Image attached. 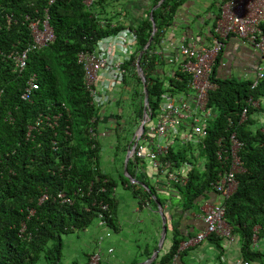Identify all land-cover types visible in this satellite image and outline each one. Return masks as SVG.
Listing matches in <instances>:
<instances>
[{
  "label": "trees",
  "instance_id": "16d2710c",
  "mask_svg": "<svg viewBox=\"0 0 264 264\" xmlns=\"http://www.w3.org/2000/svg\"><path fill=\"white\" fill-rule=\"evenodd\" d=\"M180 1L155 0V8L145 12L135 26L126 27L133 36L135 50L124 62L126 74L122 75L120 83L126 84L132 79L140 90L133 96L137 98L132 113L134 121L131 125L125 118L120 122L116 115L110 121L112 130L107 135L112 133L119 138L121 132L128 131L129 136L140 124L142 82L131 65L138 53H141L138 66L147 93L145 113L152 116L162 95L186 92L187 77L178 70L165 80L156 74L161 57L154 53ZM104 2L96 0L85 7L81 0H53L51 4H47L48 0H0V52L7 55L12 50H24L29 43L24 17L41 18L44 10L54 36L48 46L27 52L25 67L20 72L14 70L10 59L0 57V264H37L40 260L44 264H60L62 236L91 225L99 202L107 205L106 226L113 230L116 227L115 181L102 171L100 164L101 106L85 91L82 70L76 63L79 51H92L101 40L125 28L96 15L93 6L99 7ZM6 17L11 20L8 26ZM259 29L264 35V21ZM152 31L151 41L145 47ZM220 54L211 68L210 79L216 87L208 93L207 105L214 113L205 126L206 135L200 141L202 149L196 146V155L190 145L176 146L164 156L163 161L186 172L187 181L183 186L172 187L177 194L176 202L170 197L166 200L171 202L169 214H162L165 222H170L169 246L149 264H169L174 255L183 256L185 250L176 253L178 245L192 235L186 232L188 228L180 231L181 216L193 208L197 199L206 198L210 193L221 199L214 204L223 206V219L238 243L240 260L247 264H264V253L252 244L253 236L256 241L264 239V127L251 128L256 123L251 114L260 107L248 104L249 98L256 102L264 98V71L263 78L253 89H250L251 79L216 78L214 70ZM31 75L35 76L37 88L23 101L20 95ZM243 108H246V117L238 123V114ZM36 120L41 121L38 127L27 134V128ZM89 128L95 133L94 137L89 135ZM231 131L242 143L238 156L244 171L235 175L236 188L223 199L211 188L221 166L214 152L216 142L220 138L226 141ZM128 147L129 139L122 146L125 155ZM137 162L129 157L122 163L118 180L139 207L144 202L161 207L165 202L156 198L152 184L143 179L145 176L142 178L144 174H138ZM129 179L138 185H131ZM58 193L69 198L70 203H62L56 196ZM43 195L46 198L39 202ZM172 207L178 209V214H172ZM207 240L218 248V243L224 241L214 234Z\"/></svg>",
  "mask_w": 264,
  "mask_h": 264
},
{
  "label": "built area",
  "instance_id": "2783aa9c",
  "mask_svg": "<svg viewBox=\"0 0 264 264\" xmlns=\"http://www.w3.org/2000/svg\"><path fill=\"white\" fill-rule=\"evenodd\" d=\"M53 0H48L51 4ZM96 0H81L85 7H90ZM10 18L6 17L7 26L10 24ZM26 30L28 31L29 43L22 51L12 50L6 54L0 52V57H6L13 62L14 70L20 72L25 67L27 52L38 50L52 43L54 36L46 10L43 11L41 18L28 16L24 17ZM264 21V0H226L219 5L217 18L212 25V43L208 47H196L187 45L183 42L170 44L176 50V54L181 58L178 71L186 75V92L171 96L164 94L160 103L156 107V121L153 127L144 131V125L151 119V115L144 113L140 124L142 130H136L130 136L129 147L126 154L137 161H148L153 169L152 187L155 190L168 191L170 187L183 186L187 181L186 172L172 167V163L163 161L169 149L173 147L184 148L190 145L193 152L198 154L196 146H200V141L206 135L205 126L213 117V109L207 105L208 93L216 87L211 81V68L217 57L222 51L224 41L229 37L239 38L256 48L261 58L264 57V35L259 29V25ZM161 55V52H154ZM76 63L81 67L83 74V85L88 96L93 102L101 104L102 99L96 88L98 76L102 72H108L111 75V82H120L122 75L126 74L123 65L124 62L119 59H113L108 54L101 53L96 47L92 51L82 50L76 54ZM136 60L132 66L136 68ZM263 78V71L258 70L254 79L251 81L250 89L256 87L257 83ZM37 88L35 76L31 75L20 99L27 101L30 92ZM101 100V101H100ZM248 104L257 107V102L248 99ZM246 108H243L238 114V123L245 120ZM40 120H36L32 126L27 128L29 131L38 127ZM139 124V125H140ZM138 125V126H139ZM88 133L91 137L95 133L89 128ZM224 138L217 142V149L214 152L215 157L221 163L220 172L216 179L211 183L212 191L221 198L226 199L236 188L235 175L244 171L239 159L238 152L242 146L234 131L229 132ZM200 149L201 146H200ZM198 161V160H197ZM143 178V176H142ZM105 182V180H103ZM131 185H138L134 180L129 179ZM102 189H99V192ZM57 198L62 203H70L69 198L63 197L58 193ZM46 196H42L45 199ZM147 202L143 205L146 206ZM98 212L96 215L97 225L105 228L106 226L104 212L107 211V205L101 202L97 203ZM197 218L202 223V229L191 237L182 241L177 248L181 252L190 247L196 246L207 239L209 235H216L223 239L227 245L233 242L230 228L225 224L223 215L224 209L220 204H209L201 207ZM107 235V233H106ZM102 237H97L96 243L99 245ZM256 242L252 237V244ZM110 247L106 248V253H111ZM101 252L95 251L88 255L84 264H99ZM169 264H178L177 255H174ZM234 264H247L240 258L234 259Z\"/></svg>",
  "mask_w": 264,
  "mask_h": 264
},
{
  "label": "crops",
  "instance_id": "0c3cea01",
  "mask_svg": "<svg viewBox=\"0 0 264 264\" xmlns=\"http://www.w3.org/2000/svg\"><path fill=\"white\" fill-rule=\"evenodd\" d=\"M154 1L105 0L99 6L100 8L93 6L99 18L109 20L111 24H122L125 27L115 36L101 40L98 45L99 51L108 54L113 59H119L123 62L128 61L129 57L134 53L135 45L133 36H131L126 27L128 25L135 26L144 17L145 12L150 11L151 8H155L156 6H153ZM181 1L172 16L170 26L163 32L155 48L156 52L162 53L161 55L157 54L161 57V63L156 68V74L164 80L174 75L181 61V58L176 54V50L170 44H176L181 41L187 45L208 47L212 43V25L215 17L218 15L219 5L226 0ZM240 48L241 45L233 42L228 44L226 52L221 51L214 70L216 78L223 79L227 78L229 74H235V78L232 76L230 78L236 80L245 79L244 76L247 73L246 67L243 65L242 60H236V57L241 59L239 55ZM111 79V75L108 72H102L99 74L96 83V88L102 99L101 104H99L102 112L98 130L101 134L112 130L110 121H113L116 115L119 116L120 122L126 119L127 123L131 125L133 108L136 107L137 102V98L133 96L140 90L137 84H133L134 80L132 79H128L126 84L118 82L114 85ZM105 163H109L107 159ZM110 168L114 170L116 175L118 174V163L114 162ZM120 168L122 169V166ZM101 169L107 173L105 169ZM120 186L121 190L119 193L115 191V187L113 188V196L116 200L115 229L109 228V231H106L105 228L97 225L96 221H94L82 231L62 236L60 264H84L88 255L98 250L101 252L99 264H149L167 251L170 242V222L167 220L165 222L167 230L159 247H157L161 233L159 212L161 210L164 215L169 214L167 210L171 202L166 201L160 207L161 209L159 206H151L150 203L139 207L135 198L125 188V185L120 183ZM166 193L168 197L177 199L174 188L170 187ZM171 212L174 215L178 214L179 211L175 207H172ZM131 215H141L139 216L140 219H147L148 217V219H153V215H157L158 217L160 228L152 226L146 239L147 242H143V245L137 244L139 239L134 243V234H137L136 237L140 234L141 227L143 226L142 221L136 219V217L133 218ZM197 215L198 212L195 218H197ZM129 216H131L130 219ZM183 219L182 215L179 222L180 231L188 228L187 224L183 227L181 226ZM197 231H199L198 228H195L191 232V235H194ZM186 232L189 231L187 230ZM99 236L102 237V240L98 245L96 240ZM218 244L220 248L206 239L202 243L185 250L182 257H177V263L234 264V259L239 258L237 241L233 239L230 245H227L225 241H220ZM108 247L112 249L111 253H106V248ZM153 255H155L154 258Z\"/></svg>",
  "mask_w": 264,
  "mask_h": 264
},
{
  "label": "rangeland",
  "instance_id": "374dc122",
  "mask_svg": "<svg viewBox=\"0 0 264 264\" xmlns=\"http://www.w3.org/2000/svg\"><path fill=\"white\" fill-rule=\"evenodd\" d=\"M233 42H235L237 45H241V48L239 49V55H240L241 59L236 57V60H242L243 65L246 67L247 73L244 76V78L253 80L259 69L264 71V59L261 58L260 53L256 48L251 46L249 43H247V42H245L239 38H236V37L227 38L224 41V45L222 46V51L226 52V48H227L228 44L233 43ZM231 60H233V59H231ZM164 66H166V65L164 64ZM229 66H231V64H229ZM227 76H228L227 78H230V76H232L233 78L236 77L235 74H233V75L229 74ZM257 104L259 105L260 110H257L256 112H253L251 114V118L256 119L255 125L253 124L251 126L252 129L259 128L260 126L264 127V98L260 97L257 100ZM156 115H157V112L155 110L152 113V117H151L150 121L145 123L144 131H147V129L149 127L154 126L155 121H156ZM119 124L121 126H123V123H119ZM100 130H102V129H100ZM127 132H121L119 135V138H115V136H113L112 133L107 135L106 132L102 133L101 136L98 137L99 143L101 145V152H100L101 153V159H100L101 168L105 169L107 171V173L115 181V185H116L115 191L117 193H119L121 190L120 181L118 180L117 175L114 173V170L111 169L110 167L113 166L114 162L116 164L118 163L119 169H118L117 173H122V169L120 168V166L124 162V157H125V153L122 151V146L125 145V143L128 141V139H130V136H131V135L128 136ZM106 159L108 160L109 165L106 163L104 164ZM137 169H139V170H137L138 174L139 175H141V173L144 174L143 177L144 176L145 177L143 179L147 183H149L150 185L151 184L153 185L152 180H150L152 173H153V169L150 166V164L148 163V161H146V160L138 161L137 162ZM155 191H156L155 196L160 202L164 203V202H166L167 198H169L167 196V193L164 192L163 190L158 189ZM216 197H217L216 195H214L213 193H210V194H208V196L206 198L197 199L193 205V208L183 214L184 219L181 222V226L183 227L185 224H187V226H188L187 230L189 232H192L195 228L196 229L198 228V230L202 229V223L198 218H195V215L197 214L198 209H200L201 207H203L205 205L214 204L215 202L220 203L221 199L218 197L216 198ZM172 200H173L172 202H176V200H174L173 198H172ZM152 205H154V204L152 203ZM134 215H131V216L133 218L136 217V219H140L139 216H141V215H136V216H134ZM131 216H129V219L131 218ZM148 218L147 219L146 218L140 219V221H142L143 226L141 227L140 234L137 237H136L137 234H134V240H135L134 243H136V240L139 239V241H137V244L143 245L144 244L143 242H147L146 239H147V236L149 234V231L151 230V227L152 226H158L160 228V226H159L160 223H159L157 215H153V219H148ZM125 220H128V219H125ZM76 243H77V241H76ZM254 247H256L259 251L263 252L264 251V239L257 240L255 242ZM37 264H44V262L42 260H40ZM228 264H231V263H228Z\"/></svg>",
  "mask_w": 264,
  "mask_h": 264
},
{
  "label": "water",
  "instance_id": "95a60500",
  "mask_svg": "<svg viewBox=\"0 0 264 264\" xmlns=\"http://www.w3.org/2000/svg\"><path fill=\"white\" fill-rule=\"evenodd\" d=\"M149 18H150V13H149ZM151 26H152V30H154V25H153V22H151ZM152 33L153 31L151 32L150 36L148 37V40L146 42V45L145 47L150 43L151 41V36H152ZM144 47V48H145ZM140 55L141 53H138L137 57H136V72H137V75L139 76L140 78V81L142 82V93H143V114L145 113V108H146V101H147V93H146V90H145V85L143 84V81H144V77H143V74L138 66V61H139V58H140ZM140 130H142V125L140 124L137 128V132H139ZM129 158V154H126L125 155V158H124V163L128 160ZM123 172L125 173V168H123ZM136 182V181H135ZM159 206V205H158ZM160 208V206H159ZM161 209V208H160ZM159 216H160V222H161V233H160V238H159V241H158V245L157 247H159V244L160 242L163 240L164 238V234L166 232V225H165V219L163 217V214H162V211L160 210L159 212ZM155 255H153V258H154Z\"/></svg>",
  "mask_w": 264,
  "mask_h": 264
},
{
  "label": "clouds",
  "instance_id": "9594fccd",
  "mask_svg": "<svg viewBox=\"0 0 264 264\" xmlns=\"http://www.w3.org/2000/svg\"><path fill=\"white\" fill-rule=\"evenodd\" d=\"M135 70H136V68H135Z\"/></svg>",
  "mask_w": 264,
  "mask_h": 264
}]
</instances>
